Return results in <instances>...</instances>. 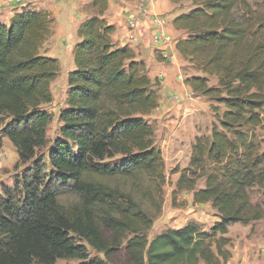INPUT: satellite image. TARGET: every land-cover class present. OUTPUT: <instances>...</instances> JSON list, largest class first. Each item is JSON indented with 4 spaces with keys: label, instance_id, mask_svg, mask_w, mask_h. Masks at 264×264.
I'll return each instance as SVG.
<instances>
[{
    "label": "trees",
    "instance_id": "trees-1",
    "mask_svg": "<svg viewBox=\"0 0 264 264\" xmlns=\"http://www.w3.org/2000/svg\"><path fill=\"white\" fill-rule=\"evenodd\" d=\"M171 2L192 5L173 21L187 34L177 48L198 73L186 84L224 107L212 137H196L176 189L192 192L196 204L211 203L220 220L209 232L190 222L149 239L156 215L144 205L154 200L148 184L165 181L149 123L161 82L129 44L114 41L116 27L105 17L109 0L86 5L92 12L77 30L60 134L44 161L39 153L53 121L45 107L54 101L60 62L43 47L55 18L23 7L9 24L0 22V152L5 136L19 162L32 164L0 193V264H85L90 248L111 258L122 244L129 264H224L231 257L229 227L264 222V202L251 193L264 189V2ZM104 178L122 179L128 189ZM200 180L205 184L198 188ZM65 191L78 200L62 203Z\"/></svg>",
    "mask_w": 264,
    "mask_h": 264
},
{
    "label": "rangeland",
    "instance_id": "rangeland-1",
    "mask_svg": "<svg viewBox=\"0 0 264 264\" xmlns=\"http://www.w3.org/2000/svg\"><path fill=\"white\" fill-rule=\"evenodd\" d=\"M25 1V0H24ZM27 1V0H26ZM25 1V2H26ZM33 9H47L55 18L52 27V34L43 47V52L47 55L57 57L60 62V72L57 79L52 85L54 93V101L45 108L48 112L53 113V121L48 130L49 143L39 153L44 161H48L49 149L53 145L60 134L61 122L59 120L60 111L66 107L67 93L69 90L68 74L74 69V57L72 43L66 44L58 41L56 38V12H61L70 3L77 0H30ZM7 2V1H6ZM6 2L4 3L5 8ZM28 2V1H27ZM43 2V3H41ZM87 0H80L82 12L91 13L92 10L87 9ZM253 5L260 4L264 0H249ZM68 3V4H67ZM28 6H24L27 8ZM192 7L190 2L180 5L181 11H188ZM67 10L64 16L67 17ZM74 49V48H73ZM72 52V54H71ZM181 71L184 76L182 84H186V78L193 74L198 75L192 65L182 60ZM73 65V66H72ZM150 74V72H149ZM151 76V75H150ZM153 78V76H151ZM162 76H157L161 82L158 92L160 99H164L162 88ZM214 83V81H211ZM181 84V86H183ZM166 103L161 108V113L152 115L149 123L155 127L156 144L161 148L165 160V181L160 184H148L153 194V201H144L153 214L156 215L154 224L149 231V239H153L157 234L167 228H179L190 222L199 224L204 231H210L211 228L220 220L217 211L212 207L211 203L196 204L193 202V193L188 191H178L176 183L180 176L179 170L187 167L190 163L192 153V144L196 137L205 136L212 137V130L215 125L220 124L221 116L224 110L216 102L211 101L206 96H200L183 90V92H167ZM166 93V94H167ZM171 95V99H169ZM221 107L217 111L215 107ZM3 125H0V130ZM32 162L23 164L19 162L17 149L12 142L3 137V147L0 152V193L3 186L14 187L22 180L27 168ZM51 168H49L50 170ZM107 183H118L122 188L128 189V185L122 179H103ZM147 181V180H146ZM150 181V180H149ZM150 183V182H149ZM204 181L200 180L199 187H203ZM159 186V187H157ZM252 197L256 203L264 202V189L255 188L252 190ZM62 203L71 205L78 200V196L71 192H62L59 196ZM105 235L109 241L115 240L112 231L105 229ZM231 242L226 246L230 251L231 257L224 264H264V222L257 221L249 224L236 223L229 227L226 235ZM96 257L99 261H93ZM85 264H129V255L126 244H122L111 258L106 257L102 253H98L90 248V259L82 261ZM79 260L60 259L57 264H79ZM199 264H205L201 261Z\"/></svg>",
    "mask_w": 264,
    "mask_h": 264
},
{
    "label": "crops",
    "instance_id": "crops-1",
    "mask_svg": "<svg viewBox=\"0 0 264 264\" xmlns=\"http://www.w3.org/2000/svg\"><path fill=\"white\" fill-rule=\"evenodd\" d=\"M6 1L0 0V22L9 24L10 19L21 8H5L4 3ZM27 1L25 6L33 8L32 1ZM87 1L90 2V0ZM80 4V0H77L76 2L70 3L69 6L67 5L63 11L56 12V39L66 44L72 43V50L79 40L77 30L80 24L90 15L89 12H82ZM47 9L51 10L49 7ZM143 9H146V11H143ZM66 10L67 17L65 18L63 14ZM182 12L180 5L172 3L171 0H149L145 3H140L139 0H109V8L105 17L110 24L116 27V31L113 34L114 41L120 46L129 44L134 49L137 59L146 63L150 75L153 78L163 75L160 91H162L164 99H160V106L154 111V115L161 113L160 110L166 103L165 96L167 97L169 95L167 92L192 91L189 85L182 84L178 79V73L182 67L181 61L184 58L177 48V43L180 39H184L187 34L183 30L176 29L173 21ZM150 14L165 15L168 18L167 31L174 38V42L165 45V54H168V57L156 50L157 47L153 44L152 33L154 29L149 19ZM132 15L140 17L139 40L135 43H129L127 40V21ZM169 99H171V95Z\"/></svg>",
    "mask_w": 264,
    "mask_h": 264
},
{
    "label": "built area",
    "instance_id": "built-area-1",
    "mask_svg": "<svg viewBox=\"0 0 264 264\" xmlns=\"http://www.w3.org/2000/svg\"><path fill=\"white\" fill-rule=\"evenodd\" d=\"M149 0H139L140 3H145ZM24 0H7L6 7L12 9L20 7L21 9L25 6ZM20 10V9H19ZM146 11V9H143ZM148 16V14H147ZM149 19L153 25L152 41L153 44L157 47L156 50L160 51L164 56L168 57L169 55L165 54V45L174 42V38L167 31V25L169 23L167 16L160 14H150ZM127 40L129 43H135L139 40L140 33V17L137 15H132L127 21ZM163 77V75H161ZM161 77V78H162ZM178 79L184 81V76L182 71L178 73Z\"/></svg>",
    "mask_w": 264,
    "mask_h": 264
}]
</instances>
